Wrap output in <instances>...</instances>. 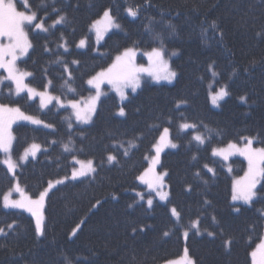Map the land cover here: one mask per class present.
<instances>
[{"label":"trees","instance_id":"obj_1","mask_svg":"<svg viewBox=\"0 0 264 264\" xmlns=\"http://www.w3.org/2000/svg\"><path fill=\"white\" fill-rule=\"evenodd\" d=\"M27 4L15 6L35 12L36 22L43 21L48 28L47 32L27 28L31 47L18 62L20 70L31 74L26 84L37 91L48 89L62 103L80 101L91 93L87 81L126 49L136 51L142 62L144 53L162 50L176 77L171 85L144 82L122 104L109 93L85 126L76 123L70 108L55 104L41 108L24 93L14 95L9 82L1 83L0 104L19 107L51 127L15 124L18 119L11 123L16 162L33 143L42 151L19 165L15 176L0 163V229L6 233L0 235V264H169L180 259L184 247L195 264H264V256L255 252L264 233V174L255 198L235 205L233 179L245 174L247 162L233 157L228 171L212 154L230 143L245 144L247 138L253 139L254 147L264 148V0H27ZM129 8L137 11L136 17L128 15ZM105 10L119 29L96 46L90 27ZM60 15L66 21L51 27ZM81 39L87 40L84 50L78 49ZM65 66L74 91L65 85L69 77ZM222 87L228 95L214 109L209 93ZM182 123L197 127L182 130ZM165 128L177 147H164L156 166L158 174L167 173L163 182L169 197L164 202L137 177L150 167L154 145ZM196 134L206 138L204 144L193 139ZM108 155L115 160L108 162ZM73 157L91 160L96 171L47 193L41 208L44 234L37 237L35 219L4 208L3 197L16 178L36 200L49 183L71 174L76 166ZM173 207L179 220L171 215ZM193 221H198L199 234L191 227Z\"/></svg>","mask_w":264,"mask_h":264},{"label":"snow or ice","instance_id":"obj_2","mask_svg":"<svg viewBox=\"0 0 264 264\" xmlns=\"http://www.w3.org/2000/svg\"><path fill=\"white\" fill-rule=\"evenodd\" d=\"M25 7H28L27 0H24ZM128 15L131 17L137 16V11L131 8L126 10ZM37 19V14L35 12H31L30 14L22 11H17L16 7L13 3V0H0V37H6L8 39L7 44L0 43V68H3L7 71L8 76L7 79L11 80L15 84V92L16 94L21 93L22 91H27L29 98L31 99L34 96H39L41 99V107L46 106V102H51L52 100H56L57 103H61L58 97H52L47 95L45 92H39L36 89L28 87L25 83V78L31 75L27 72H20L15 67V62L18 58V55L25 54L28 49L31 47L30 42L27 38V33L24 30V26L32 25L34 21ZM103 20L106 22V27L103 31H107L108 28L119 27V25L114 23L113 17L110 15L109 10H105L103 14ZM66 21V17L64 15L58 16V18L53 22L51 27H55L58 24L64 23ZM100 22L97 21L93 24V28L96 30V38L97 41L103 38V31L99 28H96V25ZM35 28L40 31L47 32L48 28L45 27L43 21L35 23ZM86 44V40L81 39L79 41L78 47H84ZM60 47H65V51L67 48L64 44H61ZM135 55L132 49H126L122 55H118L115 58V62L109 67V69L98 73L95 77L90 78L87 83L96 88V96L92 97L87 105L81 106L78 101H69V106L74 110L75 119L80 123H89L91 120L92 113L96 110V100L99 99L102 94L100 91V83L107 79L108 83L111 84L116 90L117 94L121 97V99H125L124 89L131 88L133 92L140 86V79L138 73L140 72H149L152 75L153 79L159 81L161 79L171 80L176 76L175 72H172L168 69L167 62L163 60V52L160 49L154 48L151 53L148 54L150 62L154 61L156 66L158 67V72H150L149 69L136 67L132 63V57ZM155 58V59H154ZM59 59V58H58ZM73 63H78L77 61H73ZM65 72L69 73L68 80L65 81V85L68 86L69 91H74L71 88L69 81L72 79L71 72L68 67L65 66ZM211 71V66L209 67ZM213 76L216 73L213 71ZM2 82V81H0ZM228 95V92L224 87L218 89L215 93L210 92L209 97L211 103L214 106H217L218 101L222 100L225 96ZM243 100V97H241ZM119 114L123 116L124 109L121 108ZM14 119H22L25 121H29L32 124L40 125L42 123L41 120L36 119L30 115H26L24 112L20 110L19 107H9L7 105L0 104V152L6 154L7 158L0 163H3L7 166L8 171L10 173H14V170L18 167L16 161H13L11 158V149H12V141L14 137L11 134L10 127L11 123ZM44 127H51V125L44 124ZM72 125L69 123V128L71 129ZM197 126L195 124L182 123L180 128L182 130L186 129H195ZM169 129L165 128L161 137L156 145H154L156 156L152 158L151 165L148 169L145 170L139 177L142 183H146L148 188L152 191H155L161 201H165L169 197V193L164 191V182L163 177L167 175V173L157 174L155 173V165L159 163V155L164 147L170 146L172 148L177 147L176 144L172 143L170 139H168ZM193 139L200 144L205 143V137L202 134H196L193 136ZM253 139L247 138V144L244 148L237 147L236 144L230 143L227 146V149H213L214 156H222L225 160L228 159V156L231 154L229 150H235L239 152L241 155H245L249 162V171L246 173L244 181H235L233 184V201H243L245 204L250 203L253 198L257 195L254 189L256 188L257 180L256 176L259 173L264 174V168L258 169L259 164H264V148H253ZM129 147H134L133 144H129ZM65 151H69V146L64 145ZM40 150V145L31 144L28 148H26L23 154L20 157V162H24L31 156L33 159L36 158L37 152ZM125 155H127V151H125ZM108 162H113L115 157L113 155H108ZM75 164L79 165V168H73L72 179H76L78 177L88 176L91 173L95 172L96 169L93 166V162L88 160L87 162L81 161L73 157ZM210 172L212 169H208ZM151 174V179H146L147 176ZM199 175V173H197ZM63 181H57V183H62ZM53 185L49 183V188H52ZM17 191H19V186L17 185ZM47 189L44 192L40 193L39 199L30 200L25 198V201H16L10 200L8 195H5L3 198V207L4 208H25L27 211L31 212L32 216L35 218V232L37 237H40L44 234L43 230V217L37 211L38 208L43 207V201L45 196L47 195ZM138 195H141L138 193ZM141 199L143 196L141 195ZM148 205L151 206L153 201L152 199H148ZM239 209H237L238 211ZM171 215L175 217L177 220L180 219V213L177 211L175 207L171 209ZM215 220V218H213ZM9 229L13 228V225L8 226ZM192 228L197 229V234H199L198 221H193ZM75 232V230H74ZM0 235H6L4 229H0ZM167 235V233H165ZM185 237H187L188 233H184ZM209 236H213L214 233L208 232ZM229 241H225V245L227 246ZM264 249V244L259 246ZM187 252V250H185ZM252 255L255 257L256 253L253 252ZM188 264H192L189 260Z\"/></svg>","mask_w":264,"mask_h":264},{"label":"rangeland","instance_id":"obj_3","mask_svg":"<svg viewBox=\"0 0 264 264\" xmlns=\"http://www.w3.org/2000/svg\"><path fill=\"white\" fill-rule=\"evenodd\" d=\"M13 3H14V5H15V3H20V4H22V5L25 7L24 0H13ZM15 7H16V6H15ZM16 10H17V9H16ZM17 11H18V10H17ZM22 12H24V11H22ZM26 13L30 14L31 12H26ZM103 14H104V13H103ZM103 14L101 15L100 18H98L96 21L93 22V24H94L95 22L99 21L100 23L96 25V28H99V29H101L102 31H103V29L106 27V22L103 20ZM113 20H114V19H113ZM35 23H37V22L34 21L32 25H27V24H26V25L24 26V30H25V32L27 33V28L30 27V26H33V27L35 28ZM114 23L117 24L115 21H114ZM93 24H92V26H93ZM117 25H118V24H117ZM92 26L90 27V32H91V34L93 35L94 44H95L96 46L101 45V44L103 43L105 37H107L110 33L114 32V31H117V30L119 29V27L108 28L107 31H103V38L100 39L99 41H97V38H96V30H95V28H93ZM35 29H36V28H35ZM27 38H28V36H27ZM84 40H86V39H84ZM0 43L7 44V43H8V39H7L6 37H0ZM86 47H87V40H86V44H85V46H84V47H78V49H82V50H84V49H86ZM133 51H134V50H133ZM27 52H28V51H27ZM27 52H26L25 54H23V55H18V58H17V60H16V62H15V67H16V69H17L18 71H20V72H25V71L20 70V69L18 68V62L26 57ZM151 52H152V51H150V52H146V53H144V54L142 55V57H143V59H144V62H142V61H138V59H137V57H138V53H137L136 51H134L135 55L131 58V59H132V63H133L136 67H142V68L149 69L150 72H158V67L156 66L155 62H154V61L150 62V60H149L148 54L151 53ZM123 53H124V52H122L120 55H122ZM154 59H155V58H154ZM163 60L167 62L168 69H169L170 71H172V72H175V71H173V70L171 69V67H170V65H169V61H168V59L165 57L164 54H163ZM114 62H115V59H114V61L111 63V65H112ZM111 65H110V66H111ZM110 66H109V67H110ZM109 67H108L107 69H109ZM107 69H105V70H107ZM105 70H104V71H105ZM101 72H102V71H101ZM99 73H100V72H99ZM7 76H8L7 71H6L5 69H3V68H0V81H2V82H0V85H1V83H3V82H9V83L12 85V92H13L14 95H19V94L24 93V94H26V95L28 96V98H29L28 92H27L26 90H25V91H22V92L19 93V94H16V92H15V84H14L13 81L7 79ZM138 76H139V79H140V86H141L144 82L151 83V84H165V85H171V84L174 83V81H175V77H176V76H175V77L171 80V82H169L168 80H164V79H161V80H159V81H156L155 79H153L152 75L149 74V72H140V73H138ZM94 77H95V76H94ZM25 83H26V78H25ZM140 86L136 89V91L140 88ZM28 87H29V86H28ZM88 87L90 88L91 93H90V95H89L88 97H86V98H84V99L78 101V102H80L81 106L87 105V104L89 103L90 99H91L92 97H95V96H96V88L90 86L89 84H88ZM30 88H31V87H30ZM100 91H101L102 94L100 95L99 99L96 100V102H95V103H96V109H97V107H98L99 102H100V101H101L106 95H108L109 93H113L114 95H116L117 99L119 100V102H120L121 104L126 100V98H127V94H128L129 92L133 93V91L131 90V88H126V89H124V92H125V96H126V98L122 100L121 97L117 94V92H116V90L114 89V87H113L111 84L108 83L107 79H104V80L100 83ZM39 92H45L47 95H50V96H52V97H55V96H53V95L48 91V89H45L44 91H39ZM225 97H226V96H225ZM225 97H224L222 100H219V101H218L217 106H214V105L211 103V100H210V105H211V107L214 108V109L219 108L221 102L225 99ZM29 99H30V98H29ZM31 99H32V100H37L38 103H39V106L41 107V99H40L39 96H34V97H32ZM209 99H210V97H209ZM61 103H62V102H61ZM51 104H55V105L58 106V107H62L61 104H60V103H57L56 100H52L51 102H46V106H45V107H47V106H49V105H51ZM62 104H63V107L70 108L71 113L73 114V116H74V118H75L74 110L69 106L68 102H66V103L64 102V103H62ZM45 107H43V108H45ZM41 108H42V107H41ZM95 111H96V110H95ZM94 114H95V112L92 113L91 120H90L89 123H91ZM75 121H76V119H75ZM17 123H26V124H30V125H36V124H32V123L29 122V121H25V120H21V119H18L17 122H16L15 124H17ZM76 123H78V124L81 125V126H85V125H88V124H89V123H87V124H85V123H80V122H77V121H76ZM38 126H44V124L41 123V124L38 125ZM10 131H11V134H12V126L10 127ZM12 136H13V135H12ZM12 143H13V141H12ZM246 144H247V141H246L245 144H242V145H240V144H236V145H237V147H239V148H244V146H245ZM166 147H167V146H166ZM252 147H253V148H256V147H254L253 145H252ZM27 148H28V147H27ZM218 149H227V146H226V147H223V148H218ZM41 151H42V148H41V146H40V150L37 152L36 157L38 156V154H39ZM229 151L231 152V154L228 156V159H227V160H225L222 156H215V157L221 159V161L224 162V164L226 165V168L228 169V171H230V163H229V161H230L231 158H233V157L243 158V159L247 162V170H246L245 174H244L240 179H239V178L233 179V182H235V181H242V182H243L244 179H245L246 173H248V171H249V162H248V159L246 158L245 155H241L239 152L235 151L234 149H233V150H229ZM23 152H24V151H23ZM23 152H22V154H23ZM1 153H2V152H1ZM22 154H21V155H22ZM2 155H3V160L7 158L6 154L2 153ZM20 157H21V156H20ZM20 157H19V160L17 161L18 166H19V165H22V164H24V163H26V161L29 160V159H33L31 156H29L28 159H27L26 161H24V162L21 163V162H20ZM11 158H12V154H11ZM12 160L15 161L13 158H12ZM85 162H87V161H85ZM157 164H158V163H157ZM157 164L155 165V169H154L155 173H157V171H156V166H157ZM4 166L7 168L6 165H4ZM75 168H79V165L76 164ZM260 168H264V164H259V165H258V169H260ZM16 169H17V168H16ZM16 169L14 170V173H10V172H9L10 175L15 176V171H16ZM7 170H8V168H7ZM72 172H73V169H72ZM72 172H71V174H70L68 177L61 178V179H59V180H56V181L51 182V184L53 185V187L55 188L56 186H58V185H60V184H62V183H65V182H67V181H76V180H79V179H81V178L86 177V176H84V177H78V178H76V179H72ZM91 174H92V173H91ZM91 174H90V175H91ZM157 174H158V173H157ZM88 176H89V175H88ZM262 176H263V174H261V173L258 172V174H257V176H256V180L258 181L257 184H256V186H257L258 183L260 182ZM151 178H152V177H151V174H149V176L146 177V179H151ZM57 181H63V182H62V183H57ZM17 185L19 186V191H17ZM53 187H52V188H53ZM52 188H49V187H48V188H47V190H48L47 193H48ZM255 189H256V188H255ZM255 189H254V191H255ZM5 195H8L10 200L25 201V198H28V199L32 200V198L29 197V195L26 193L24 187L21 186V185L19 184V182L17 181L16 178H15V181H14V185H13V187H12L8 192H6ZM5 195H4V196H5ZM232 195H233V194H232ZM38 197H39V196H38ZM38 197H37V198H38ZM3 198H4V197H3ZM37 198H34V199L37 200ZM254 198H255V197H254ZM254 198H253V199H254ZM38 199H39V198H38ZM25 202H26V201H25ZM164 202H165V201H164ZM232 202H233L235 205H242V204H245L243 201H239V200H238V201H233V200H232ZM248 204H249V203H248ZM41 208H42V207H41ZM41 208H38L37 211L39 212V211L41 210ZM7 209H17V210H21V211L27 213L28 215L32 216L31 212L27 211L25 208H7ZM40 215H42V210H41V212H40ZM32 217H33V216H32ZM33 218H34V217H33ZM34 219H35V218H34ZM174 219L177 220L175 217H174ZM184 233H185V232H184ZM184 238H185V235H184ZM261 244H264V233H263V237H262L261 242H260V243L256 246V248H255V252L258 254L257 256H259V257H263V256H264V249H262V248L259 247ZM185 250H187L186 247H184V250H183L182 256L180 257V259H179L178 261L173 262V263H169V264H188V261H189V260L192 262V264H195L194 261H193V259H192L190 256H188V253H187ZM257 260H260V261H261L262 259H259V258H258Z\"/></svg>","mask_w":264,"mask_h":264}]
</instances>
